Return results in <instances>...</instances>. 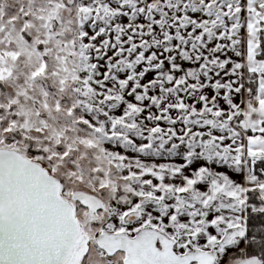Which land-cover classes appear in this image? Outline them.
Here are the masks:
<instances>
[{"label": "snow or ice", "instance_id": "snow-or-ice-1", "mask_svg": "<svg viewBox=\"0 0 264 264\" xmlns=\"http://www.w3.org/2000/svg\"><path fill=\"white\" fill-rule=\"evenodd\" d=\"M0 264H264V0H0Z\"/></svg>", "mask_w": 264, "mask_h": 264}]
</instances>
